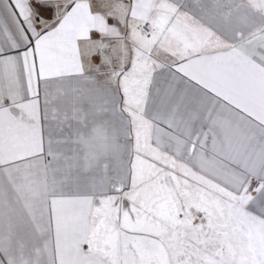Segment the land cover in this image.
I'll return each mask as SVG.
<instances>
[{
  "label": "snow or ice",
  "instance_id": "1",
  "mask_svg": "<svg viewBox=\"0 0 264 264\" xmlns=\"http://www.w3.org/2000/svg\"><path fill=\"white\" fill-rule=\"evenodd\" d=\"M0 264H264V0H0Z\"/></svg>",
  "mask_w": 264,
  "mask_h": 264
}]
</instances>
